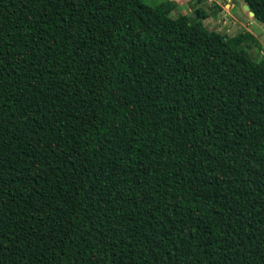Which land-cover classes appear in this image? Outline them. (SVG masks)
I'll return each instance as SVG.
<instances>
[{
	"label": "trees",
	"instance_id": "obj_1",
	"mask_svg": "<svg viewBox=\"0 0 264 264\" xmlns=\"http://www.w3.org/2000/svg\"><path fill=\"white\" fill-rule=\"evenodd\" d=\"M175 9L0 0V264H264V59Z\"/></svg>",
	"mask_w": 264,
	"mask_h": 264
},
{
	"label": "rangeland",
	"instance_id": "obj_2",
	"mask_svg": "<svg viewBox=\"0 0 264 264\" xmlns=\"http://www.w3.org/2000/svg\"><path fill=\"white\" fill-rule=\"evenodd\" d=\"M143 4L154 7L166 0H140ZM176 5L171 17L177 15L195 16L196 9H203L207 18L204 26L211 31H217L228 36L239 32H249L255 37V43L246 42L240 48L246 50L253 60L264 59V23L251 17L243 8L242 0H168Z\"/></svg>",
	"mask_w": 264,
	"mask_h": 264
},
{
	"label": "water",
	"instance_id": "obj_3",
	"mask_svg": "<svg viewBox=\"0 0 264 264\" xmlns=\"http://www.w3.org/2000/svg\"><path fill=\"white\" fill-rule=\"evenodd\" d=\"M226 1H230V0H226ZM243 8H244V10L245 11H247L248 12V14L251 16V17H253L254 16V14L249 10V7H248V5L247 4H244L243 5Z\"/></svg>",
	"mask_w": 264,
	"mask_h": 264
}]
</instances>
